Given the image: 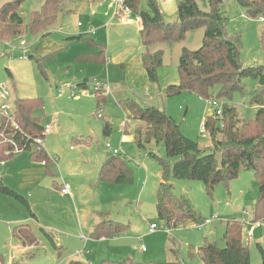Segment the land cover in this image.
Instances as JSON below:
<instances>
[{"label":"rangeland","instance_id":"1","mask_svg":"<svg viewBox=\"0 0 264 264\" xmlns=\"http://www.w3.org/2000/svg\"><path fill=\"white\" fill-rule=\"evenodd\" d=\"M14 1L0 0V9ZM157 1L159 7L164 10L162 13L165 22H177L179 0ZM44 3L45 0H26L20 9L23 20L26 22L30 13L40 10ZM198 3L201 10L210 11L207 0H199ZM70 8L73 12L69 16L61 17L60 25L53 28L55 30L50 36L43 38L29 32L24 34L22 39L28 48L25 52L19 49V39L14 42H0V84L4 83L9 87L11 100L43 99L44 107L37 115L44 117L47 124H51L49 122L53 119L59 122V130L44 139V147L48 152L51 151L50 157L54 160L50 167L55 175L48 178L46 185L50 186L53 180L60 184L61 175L68 177V184L77 194L79 217L73 207L60 204L58 208L65 209L68 224L66 228L53 232V242L41 231V227L33 223L40 245L39 251L29 257L25 254L31 249H27L25 253V250L19 249L20 246L12 244L9 238L10 229L16 226L12 224L14 218L19 215L30 218V212L15 199L0 193V264H205L197 250L206 242L216 243L223 248V237L229 222L245 223L243 239L250 249L251 262L261 264V253L257 245L260 244L264 249V220L260 226L252 224L259 195L258 183L252 171H241L228 187L218 184L212 194L207 192L201 181L173 179L176 195L186 196L204 219H215L202 228H199L197 223L187 222L177 228H171L170 234L162 231L149 233L151 224L160 229L166 227L157 213L156 192L161 182V166L149 156V153L153 152L165 158L164 146L152 141L146 144L145 149H140L134 135L136 130L144 127V123L133 119L128 110L122 108L123 102L114 98L111 93L106 95L105 103L96 111V93L92 84L88 90L78 86L76 98L58 96L60 86L77 87V82L85 77L90 84L93 79L103 80L108 74L111 85H114L112 88L116 84L125 83L132 92L140 94L143 98L147 97L146 91L137 83L130 82V79L125 81L121 65H113L110 68L111 62L107 61V64L102 65L79 63V57L87 53L84 50L88 49L89 43L86 40L78 42L79 40L66 39L68 29L75 34H85L91 29V35L95 31L99 32L97 37V33L92 36L93 39L107 48L109 42L103 38L108 35L109 54L112 56L108 60L112 61L124 53L128 39L141 42L137 29L139 24L135 21L137 16L134 13L127 14L126 17L133 23L130 22V27L123 26L118 8L112 0L103 5L98 0H73ZM141 9L149 11L148 0L141 1ZM221 11L228 19L227 36L241 40L240 60L243 66H264V50L260 43L264 19L249 18L235 0H225ZM109 21L110 27L107 24ZM204 35V29L191 31L185 41L166 46V49L164 46L161 49L164 53V65L161 68L178 71L182 50H198L203 44ZM64 42L66 46L58 50L56 44ZM23 54L28 56L27 60L19 59ZM41 58L46 60L39 62ZM42 65L46 76L41 72ZM83 67H86L85 71H82ZM158 76L160 79V71ZM136 80L141 84L139 77ZM259 90L258 81L248 77L243 79L242 89L235 91L231 98H218V87L214 90L212 98L217 97V100L235 106L241 118L253 119L258 107L250 103L253 94ZM132 97L141 100L138 95L132 94ZM166 101L168 109L165 110L180 125L182 133L202 147L210 146L211 138L208 132L202 131V124L216 111V107L209 104V101L189 93L176 98H164V102ZM156 106H160L159 103ZM164 106L166 108V105ZM99 114H102L103 119L99 118ZM2 120L0 116V124ZM104 122H109L112 127L109 136L104 134ZM217 138L221 139L222 136L218 135ZM88 139L90 142L84 145L77 141ZM108 144L112 150L117 149L121 156L127 157L133 173L131 182L125 185L96 182L101 162L113 154L106 148ZM20 157L29 159L30 154L23 152ZM57 177L59 179H56ZM54 202L57 204V201ZM40 209L42 208L37 206V209L32 208V211L35 213ZM244 211L250 214L249 218L244 217ZM97 212H106L109 216L103 218ZM245 218L247 220L244 222ZM104 219L122 226L117 238L92 237L97 224ZM10 224L12 228L9 227ZM16 242L20 244L19 240Z\"/></svg>","mask_w":264,"mask_h":264},{"label":"trees","instance_id":"2","mask_svg":"<svg viewBox=\"0 0 264 264\" xmlns=\"http://www.w3.org/2000/svg\"><path fill=\"white\" fill-rule=\"evenodd\" d=\"M26 0H15L0 9V42L22 41L24 34L46 37L58 24L61 17L73 12L70 5L73 0H45L40 10L30 13L25 22L20 15V9ZM142 0H124V6L140 18V38L144 47L142 66L147 73L150 83L159 90L158 72L164 65V53L161 49L151 51L156 45L185 41L191 31L204 29L205 35L202 46L191 51L182 50L178 63L179 82L169 85L164 98L171 99L185 93L194 94L209 101L219 97L231 98L235 91L242 89V81L251 77L258 81L260 90L252 96L250 104L257 105L256 116L253 119H243L232 105L223 103V113L217 116L214 112L204 122L206 132L211 138V145L202 147L198 142L186 137L180 125L164 108L156 107L138 99L123 101L122 108H126L131 117L144 123V127L135 131V142L140 149L155 141L163 145L166 157L150 152L161 166V182L156 192L157 213L160 220L169 228H177L187 222L197 223L198 227L205 223L204 219L194 208L191 201L184 195H176L173 179L201 181L207 192L212 194L218 184L229 186L241 171H252L258 183V200L253 223L264 220V66L245 68L240 60L241 40L227 36L228 19L222 14L221 7L225 0H207L210 11H203L199 0H179L177 18L174 23H166L157 0H148L149 11L141 9ZM252 19H264V0H235ZM75 40L95 42L84 35L73 37ZM264 50V31L260 37ZM104 49V48H103ZM89 55L91 59H89ZM84 54L80 62L93 61L106 63L105 53ZM34 58L35 56H30ZM46 58V57H45ZM101 58V59H100ZM45 61L44 58L39 59ZM42 63V62H41ZM43 66V65H42ZM46 76V70L40 68ZM88 79L82 86L87 88ZM78 87V86H77ZM80 87V86H79ZM219 88L218 98H212L214 90ZM96 93V111L105 103L107 97L101 91ZM220 101V100H218ZM246 102V101H245ZM15 106V122L17 128L2 120L0 133H4L7 142L1 141L0 159L8 160L15 155L7 156L5 152H12L13 140L24 152H29L34 162L45 163L51 161L44 147L32 150V142L43 137L45 123L37 115L44 107L41 98L20 99L13 101ZM245 104V103H244ZM100 118V117H99ZM103 119V116L102 118ZM105 135L112 133L109 122H104ZM218 135L222 136L218 139ZM81 144L90 142L77 140ZM101 184L125 185L133 180L132 169L126 156L109 155L99 171ZM62 189V188H61ZM0 193L15 199L27 207L31 216L35 214L29 200L23 195L5 186L0 180ZM107 218V214H102ZM245 223L229 222L224 234V247L216 243L206 242L197 250L205 264H253L250 249L244 243L243 226ZM121 225L105 220L96 226L92 234L94 239L115 238L121 233ZM204 227V226H203ZM41 231L53 242L52 235L45 229ZM12 234L21 244L31 249L25 255L33 257L39 251L40 240L30 224L16 225ZM264 264V249L257 245ZM1 258V255H0ZM2 260L0 259V263ZM180 264V263H169Z\"/></svg>","mask_w":264,"mask_h":264},{"label":"crops","instance_id":"3","mask_svg":"<svg viewBox=\"0 0 264 264\" xmlns=\"http://www.w3.org/2000/svg\"><path fill=\"white\" fill-rule=\"evenodd\" d=\"M98 1H99V3H101V5H103L105 2H108L109 0H98ZM160 9L162 12H164V10L162 8H160ZM176 17H177V15H176ZM65 20L66 19H64V21ZM111 21H109L107 23L109 27L111 26ZM60 22H61V19L59 20L58 24L54 28H57V26L60 25ZM130 22H132V20L130 21V19H129L126 22H122V24H123V26L130 27V25H131ZM136 23H138V22H136ZM138 24L139 25H138L137 29L139 30V36H140L141 24L140 23H138ZM79 26H82V25H79ZM53 30H55V29H52L51 32H53ZM90 30L91 29H89V31ZM89 31H87L85 34H77V33L75 34V33L71 32L70 29H68L66 32V39H72L73 37H76L79 35H84V36H86V38L93 40L95 42L94 44H91L86 40V42L89 43V47L87 50H84V52H87L88 54H91L92 56H94L93 54H97V53H101V54L105 53V58H106L105 61H107L109 63L111 62L110 68H112L113 65H121L123 68L125 81L130 79V82H133L134 84L137 83L142 89H144L146 91V96H147L146 98L141 97L140 94L132 92L129 88H127L125 86V83H123L122 85L116 84V86L113 88H112V86H114V85H111V90H112L111 94L113 95L114 98L120 100V102H123L125 100H128L129 98H133L132 94L138 95V97H141L140 98L141 101H145V102H147L151 105H154V106H156V104L159 103L160 106H156V107H161V108H164L165 107L164 105H166V108H164V109H168L167 101L164 102V92L169 85L177 84L179 82V73L177 70H175V69L169 70V69L160 68L161 70L159 69V71H160L161 78L159 79V90H157L150 83L148 76H147V73L142 66V54L144 52V47L142 45V42H139V40H138V42H132L133 40L130 41V39H128L126 42L128 45H127L126 49L124 50V53L120 54L119 56L114 58L112 61H110V60H108L112 57L109 54L110 37L108 35H105L103 38L107 43L109 42V44L106 48V47L102 46L99 42H97L96 40L93 39L92 36H95L97 31H95V33H92L93 35H91ZM98 33L96 34L95 37H97ZM51 34H49L48 36H50ZM99 37L102 38V36H99ZM63 39H65V38H63ZM140 40H141V38H140ZM78 42H81V40H79ZM132 43H134V44H132ZM56 46L58 47V50H59V49L63 48L64 46H66V44L64 42L63 44H59V45L56 44ZM164 46L166 49L167 48L166 46H169V45H166V44L156 45V46L151 48V51H156V50L162 49ZM57 47H54V49H56ZM21 50L24 51L23 49H21ZM26 50H28V48H26ZM82 55H84V54H82ZM75 56H73V58ZM165 57L167 58V55ZM88 58L91 59V56L89 55ZM80 61H81V59H79V63H89V64H95V65L96 64L102 65L101 62L96 63L93 61H86V62H80ZM107 62L105 64H107ZM166 62H167V60H166ZM84 68H86V67H83L82 69H84ZM85 70L86 69H84L82 71H85ZM107 71H109V68L107 69ZM137 77H139L141 84H139L137 82V80H136ZM105 78L109 79V81L111 83V80H110L108 74L104 76V79ZM86 79H88V78L85 77L84 79L78 81L77 86L84 88V86H82V84ZM94 80L95 79H93V81ZM91 83L92 82H90V84L88 83L86 86L87 88H85V89L88 90ZM66 95H68V90H66ZM66 95L62 98H68V96H66ZM59 98H61V97H59ZM68 99H70V98H68ZM14 100H12V101H14ZM38 116H41V115L38 114ZM170 116H172V115H170ZM42 118L44 119V117H42ZM44 123H45V120H44ZM49 123H51V124H47V123H45V124L51 125V134L54 131L59 130L60 124L55 119H53ZM57 124H58V126L56 127ZM44 142H45V140H44ZM45 150L47 151V153L50 156L51 151L48 152V150L46 148H45ZM0 160H2V159H0ZM51 162L48 165H46L45 163L34 162L31 158V154H30L29 159H27L26 157H20V154H19V155H15L11 159L5 160L4 165H0V180H1V182L5 186L14 190L15 192L23 195L24 197L26 196V198L29 200V203H30L32 208L37 209V206L42 208V209H40V211H38V210H37V212L35 211L34 217L31 216L30 218H28L24 215H19L16 217L14 216L15 218H14L12 224L19 225V224L27 223V224H30L32 229H33L32 224L35 223L38 227L45 228L51 235H53V232L60 231L61 229L66 228V226L68 224V222H66L65 209L60 210L58 208V206H60V204L61 205L67 204L68 207H73L74 211L76 212V215H78V217H79V210L77 207V196H76L77 194L72 191L71 186L68 184V182H70V180H68V177H66V176L64 177L61 175V179H60L61 183L60 184L57 180H53V182L50 186L46 185V182H48L47 181L48 178H50L52 176L55 177V175L52 172L51 167H50ZM102 164H103V162H101L100 166L98 167L99 171H100ZM99 171H98L97 179H96V182H98V183H100L99 178H98L99 177ZM59 173H60V171L58 172V175H59ZM56 179H59V177H57ZM64 185L70 186V194L65 195L61 192V188ZM41 187H43V189H40ZM51 189H52V191H50ZM54 201H57V204ZM6 202L8 204H10V202H8V201H6ZM98 214H99V216L100 215L102 216V214L103 215L107 214V218L109 216V213H106V212L105 213L101 212ZM105 220L106 219H104L103 221H105ZM78 222L79 221H77V223ZM12 224H10L9 227H11ZM99 224H97V226ZM12 231H13V229L12 230L10 229L11 237L9 238V241L16 246H20L19 249L20 250L22 249L23 251L25 250V253H26L27 248H25L21 244V242L18 245V243L16 242L18 239L14 238ZM33 231H34V229H33ZM115 238H117V237H115ZM14 242H16L17 244Z\"/></svg>","mask_w":264,"mask_h":264},{"label":"built area","instance_id":"4","mask_svg":"<svg viewBox=\"0 0 264 264\" xmlns=\"http://www.w3.org/2000/svg\"><path fill=\"white\" fill-rule=\"evenodd\" d=\"M113 3L116 4L117 8H118V15L119 18L121 19V22H126L129 19L126 17L127 14L132 13L131 10L128 7L124 6V0H112ZM136 22L140 23V18L137 17L136 18ZM27 48V44L25 41H20L19 42V49H23L24 52L26 51ZM20 60H27L28 56L26 54L20 55L19 56ZM92 86L94 88V91H101L103 93V95H108L111 93V83L109 81V79H103V80H97L95 79L94 81H92ZM60 92H59V97H64L66 95V90H68V98H76L77 94H78V87H72L69 85H64V86H60ZM209 104H211L213 107H216V114L217 116H221L223 113L222 107H223V103L221 101L215 100V99H210L209 100ZM0 116L3 118L4 121H6L7 123H10L11 125L15 126L17 128V124L15 122V106L13 104V101L11 100V92L9 87L2 83L0 84ZM100 118H102V114L98 115ZM202 131H206L205 129V125L204 123L202 124ZM43 134L45 135V137L49 134H51V125H45ZM1 141H3L4 143L7 142V139H5V135L4 133H0V147H1ZM12 141V146H13V150L12 152H5V154L7 156H9L11 153L12 155H19L21 153L24 152L23 148H19L18 145H16V143L13 140H9ZM42 147H44V139L43 137H38L36 138L33 142H32V150H37V149H41ZM106 148L112 152L113 154H118L119 150L114 149L112 150V147L110 144H108L106 146ZM5 164V160H0V165H4ZM61 192L63 194H70V186L69 185H64L61 189ZM244 217L246 216V218L250 217V214L247 211L243 212ZM245 218L244 222L247 220ZM213 219H207L205 221L204 224L200 225L199 228H202L204 225H208L210 223H212ZM255 226H260L262 224V222H256L253 223ZM165 232L167 234L171 233V228L169 227H165L163 229H160L157 225L155 224H151L149 227V233H156V232Z\"/></svg>","mask_w":264,"mask_h":264}]
</instances>
